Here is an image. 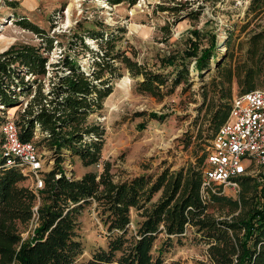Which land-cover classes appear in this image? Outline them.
<instances>
[{"label":"trees","instance_id":"16d2710c","mask_svg":"<svg viewBox=\"0 0 264 264\" xmlns=\"http://www.w3.org/2000/svg\"><path fill=\"white\" fill-rule=\"evenodd\" d=\"M105 1L130 6L137 0ZM185 3L191 5L187 0H160L157 6L175 14ZM263 9L264 0H249L246 16L251 13L255 18ZM201 10L202 4L183 15L197 18ZM87 21L86 17L77 19L68 31L51 34L26 16H17L15 22L39 40L12 42L0 50V122L1 112L29 95L15 118L19 137L31 139L37 129V148L57 155L53 165L42 172L43 187L36 193L21 183L29 174L17 165L5 164L0 153V264H74L84 250L80 217L93 202L104 229L103 242L80 264H165L166 254L175 242H183L188 227L207 243L209 263L203 264H264V173L260 190L255 176L244 175L235 198L211 193L207 204L199 192L205 147L193 161L176 169L164 167L159 172L115 179L111 162L101 156L105 128L88 120L103 107L114 80L122 75L121 65L137 78L138 92L162 98L182 80L188 83L189 57L194 55L199 75L210 71L214 59L215 73L203 84L214 89L208 100V125L205 134L199 131L201 141L209 144L208 139L228 116L233 86L237 93L264 88V25L248 36L243 56L234 63H224L230 55L228 47L218 57L216 37L210 34L209 45L200 53L195 54L192 47L185 56L162 59L160 65L172 67L166 72L149 68L116 47L120 34L111 24L92 20L86 26ZM65 35L62 42L60 37ZM56 46L60 55L51 61L49 52ZM86 52L92 56L89 70L78 58ZM67 154L78 156L85 167L101 161L102 168L75 177L61 164ZM261 168L264 172V164ZM212 202L226 206L230 216L212 213ZM35 205L37 224L22 238L21 226L33 219Z\"/></svg>","mask_w":264,"mask_h":264},{"label":"rangeland","instance_id":"374dc122","mask_svg":"<svg viewBox=\"0 0 264 264\" xmlns=\"http://www.w3.org/2000/svg\"><path fill=\"white\" fill-rule=\"evenodd\" d=\"M187 1L191 5L185 3L183 9L173 14L169 10L159 9L157 4L160 0H137L130 6L125 3L112 4L105 0H0V50L12 42H38L39 38L33 31L15 22L17 16H26L49 29L51 34L68 31L77 19L86 17V26L92 20H103L111 24L115 33L120 34L115 41L116 47L125 49L126 54L133 59L145 63L149 68L167 72L172 67L160 65L162 59L174 54L177 57L185 56L184 53L192 47L195 54L200 53L202 48L209 45L210 34L216 37L215 51L218 57L228 47L230 55L224 63H234L243 56L248 36L264 25V9L255 18L251 13L246 16L249 0ZM200 4L202 10L197 18L183 15L186 10ZM52 22L54 27H51ZM164 24L168 26L166 29L161 28ZM244 24L246 26L243 27ZM118 26L123 31H119ZM194 29L198 32L194 33ZM66 37H60L62 42L66 41ZM88 41L97 48L94 40ZM59 55L60 49L56 46L49 52V59L55 61ZM78 58L85 69H91L90 53H82ZM189 58L188 83L182 80L172 93L162 98L138 92L137 78L116 62L121 65L119 70L122 75L114 80L112 91L104 99L103 107L88 116V120L98 121L105 128L101 156L111 162V172L115 179L141 172H159L164 167L176 169L193 161L202 152V147L207 150L211 138L206 145L201 141L199 131L205 134L208 125V100L214 89L203 84L215 73L214 59L210 60V71L199 75L194 68V55ZM235 93L236 86H233ZM28 96H21L22 103L6 108L1 113L16 118ZM40 151L44 160L43 170H48L57 155L45 148ZM61 164L73 176H79L86 170L99 171L102 168L101 161L85 167L78 156L69 154ZM261 173L264 172L259 167L258 173L253 175L259 190L263 182ZM21 183L31 186L32 176L29 174ZM221 194L233 198L237 196L228 188ZM209 210L215 215L230 216L228 208L220 206L218 202L210 203ZM132 218H136L134 210ZM80 219L84 250L74 264L84 261L90 251L103 242L104 229L94 202L84 207ZM35 224V220H30L26 226H21L22 238L33 232ZM194 233L193 228L188 227L183 242H175L166 254L165 264L209 263L206 256L207 243L198 239Z\"/></svg>","mask_w":264,"mask_h":264},{"label":"built area","instance_id":"2783aa9c","mask_svg":"<svg viewBox=\"0 0 264 264\" xmlns=\"http://www.w3.org/2000/svg\"><path fill=\"white\" fill-rule=\"evenodd\" d=\"M0 153L7 165H17L23 173L32 176L31 188L43 187V154L34 140L19 137V126L11 114L0 122ZM264 164V88L257 87L232 96L227 118L215 130L204 160L200 183L203 204L210 194H221L226 188L234 193L240 190V178L255 175ZM36 221V205L33 207ZM37 224V221H36ZM35 224V225H36Z\"/></svg>","mask_w":264,"mask_h":264},{"label":"crops","instance_id":"0c3cea01","mask_svg":"<svg viewBox=\"0 0 264 264\" xmlns=\"http://www.w3.org/2000/svg\"><path fill=\"white\" fill-rule=\"evenodd\" d=\"M80 175H81V174H80ZM80 175H79V176H80ZM79 176L77 175V176H75V177H79Z\"/></svg>","mask_w":264,"mask_h":264}]
</instances>
